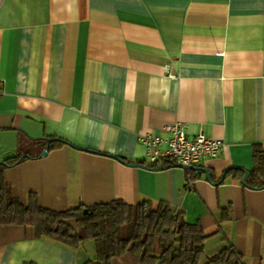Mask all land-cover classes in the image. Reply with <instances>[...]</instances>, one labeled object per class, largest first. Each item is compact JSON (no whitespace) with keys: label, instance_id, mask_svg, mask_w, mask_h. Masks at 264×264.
<instances>
[{"label":"crops","instance_id":"0c3cea01","mask_svg":"<svg viewBox=\"0 0 264 264\" xmlns=\"http://www.w3.org/2000/svg\"><path fill=\"white\" fill-rule=\"evenodd\" d=\"M176 124L225 145L197 167L212 183L148 162L141 137ZM51 140L66 145L41 158L48 146L33 142ZM255 147L264 151V0H0V166L22 156L1 177L25 206L31 195L57 213L166 204L209 237L202 264L229 248L264 264V189L242 185ZM96 260L87 239L68 247L0 226V264Z\"/></svg>","mask_w":264,"mask_h":264},{"label":"trees","instance_id":"16d2710c","mask_svg":"<svg viewBox=\"0 0 264 264\" xmlns=\"http://www.w3.org/2000/svg\"><path fill=\"white\" fill-rule=\"evenodd\" d=\"M33 143L41 147L49 145V141ZM62 145L66 143L60 140L52 148ZM21 160L20 155L6 161L5 166H0V177L4 170L15 167ZM254 162L255 170L250 173L247 185L253 190H263L264 151L260 147H255ZM74 221L76 229L70 225ZM0 226H31L40 239L47 238L68 247L81 246L85 239L92 241L97 250L95 264H112L126 255L135 264H202L209 239L199 224H186L183 216L166 204L155 210L149 202L129 206L115 201L57 213L41 208L35 195L30 196L25 206L13 196L2 177ZM206 264L243 263L239 254L229 248L207 259Z\"/></svg>","mask_w":264,"mask_h":264},{"label":"built area","instance_id":"2783aa9c","mask_svg":"<svg viewBox=\"0 0 264 264\" xmlns=\"http://www.w3.org/2000/svg\"><path fill=\"white\" fill-rule=\"evenodd\" d=\"M165 132L167 137L145 136L140 139L152 166L169 161L177 166L198 167L206 160L216 159L225 146L222 142L208 139L203 132L190 138L187 126L183 124L168 126Z\"/></svg>","mask_w":264,"mask_h":264},{"label":"water","instance_id":"95a60500","mask_svg":"<svg viewBox=\"0 0 264 264\" xmlns=\"http://www.w3.org/2000/svg\"><path fill=\"white\" fill-rule=\"evenodd\" d=\"M56 142H58V140H51V141H49V145H48V147L46 148V150L43 152L41 158H45V157L48 156V154L50 153V147H51V145H52L53 143H56ZM178 167H179L180 169L184 170V171H189V172H194V173H204V174H206L207 180H208L210 183H212L211 175H210L209 171H207V170H202V169H199V168H197V167H193V168H187V167H184V166H178ZM227 174H228V173L226 172V173L222 176V179H221L220 183H222L223 181H225V179H226V177H227ZM249 177H250L249 173L244 172V179H243V181H242V185H243L244 187L248 188V189L253 190L251 187H249V186L247 185V181H248ZM86 213H87V212H85L84 214H86Z\"/></svg>","mask_w":264,"mask_h":264},{"label":"rangeland","instance_id":"374dc122","mask_svg":"<svg viewBox=\"0 0 264 264\" xmlns=\"http://www.w3.org/2000/svg\"><path fill=\"white\" fill-rule=\"evenodd\" d=\"M208 256V254L207 255H205V257H207Z\"/></svg>","mask_w":264,"mask_h":264}]
</instances>
